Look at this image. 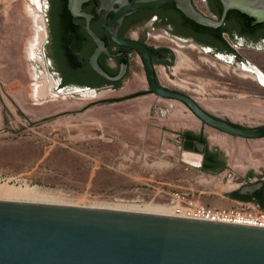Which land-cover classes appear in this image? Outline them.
Returning <instances> with one entry per match:
<instances>
[{
    "label": "rangeland",
    "instance_id": "1",
    "mask_svg": "<svg viewBox=\"0 0 264 264\" xmlns=\"http://www.w3.org/2000/svg\"><path fill=\"white\" fill-rule=\"evenodd\" d=\"M45 3L0 0V180L36 185L50 200L74 205L152 203L168 209L178 197L182 205L191 200L209 207L248 205L250 201L229 193L264 176V137L223 132L203 123L180 100L156 96L147 90L139 56L118 89L95 96L52 90L44 95L42 86L36 85L41 64L31 50ZM146 31L140 27L132 35L170 44L187 57V65L179 66L177 57L170 68L157 67L162 84L198 101L228 103L238 110L237 116L226 108H205L238 125L264 124V83L246 66L249 72L241 71L239 60L230 63L193 42H175L163 25H150ZM237 49L264 75V51ZM140 92L145 93L131 96ZM143 98L148 100L140 102ZM200 127L212 147L224 153L226 165L217 173L203 170L199 154L182 146L181 133Z\"/></svg>",
    "mask_w": 264,
    "mask_h": 264
},
{
    "label": "water",
    "instance_id": "2",
    "mask_svg": "<svg viewBox=\"0 0 264 264\" xmlns=\"http://www.w3.org/2000/svg\"><path fill=\"white\" fill-rule=\"evenodd\" d=\"M86 1L69 0V10L74 16L87 18V30L97 43L91 57L94 69L108 79H117L98 62L99 54L107 48L90 27L91 15L81 11ZM220 1L221 18L205 14L193 0H100V10L106 11L104 25L110 39L134 49L144 60L152 93L180 100L203 123L223 132L261 138L264 124L236 125L211 113L187 93L161 85L146 44L122 39L117 34L126 16L170 3H175L189 19L210 27L222 25L233 9L264 21V0ZM110 10L115 14L108 24L106 17ZM247 65L262 82L260 78L264 75L260 70ZM107 89L87 86L72 92L95 96ZM201 150L202 145L198 146V151ZM263 185V181L248 183L236 190L252 193ZM0 264H264V226L176 214L0 199Z\"/></svg>",
    "mask_w": 264,
    "mask_h": 264
},
{
    "label": "flooded vegetation",
    "instance_id": "3",
    "mask_svg": "<svg viewBox=\"0 0 264 264\" xmlns=\"http://www.w3.org/2000/svg\"><path fill=\"white\" fill-rule=\"evenodd\" d=\"M64 2L68 12L63 8ZM68 3L69 0H46V9L42 12L43 15L40 13V17L37 19L40 29L38 30L37 41L32 46L31 50L33 51L31 54L34 55L35 59L38 58L41 64V72L37 75L40 82L36 85L40 84L42 86L41 91L44 95H47L50 90H52V93L59 94V92L72 91L76 88L90 87L88 83L98 78L102 82L96 88H120L132 74L133 60L139 56V54L129 46L118 44L110 39L107 28L104 25L103 15L106 11L103 9L100 10V0H88L84 2L81 11L91 15L90 27L102 40H104L107 48V51H102L99 54L98 62L111 77L118 78L108 79L101 75L94 69L91 63V57L97 48V43L87 30V18L81 15L74 16L69 10ZM210 4L218 10L222 8L223 13V4L220 0H211L210 2L208 0V5L211 10ZM39 6L41 8L44 7L42 3ZM117 6L118 5H115V7ZM211 12L217 18H221L222 16L219 17L212 10ZM136 13L137 12L128 15L123 19L118 27L117 34L122 39H136L146 44L151 54L156 73L157 67L159 66L166 69L170 68L175 63L177 57L179 59L180 51L170 44L152 43L146 36H133L132 32L140 27H143V30L146 31V28L150 25H163L165 27V33L175 42H193L202 48L204 52L230 63L239 60L241 71L244 73L249 72L246 71L244 67L247 63L240 55L237 47L264 51V21H258L254 17V20L251 22L252 27L249 30L243 29L241 23H239L234 16L232 17L230 26L232 27L234 38H231L230 34L227 35L233 41L232 46L235 52H225L217 50L214 43L209 41L212 36H207L206 41L199 39L194 33L192 34V32H190V27L185 25L176 16L169 15L163 18L161 12L150 11V9L143 10V12L137 15ZM114 14V10H110L107 13L106 18L108 24L111 22ZM140 15H142V18L137 19ZM227 16L222 25L214 28L223 26ZM237 24H239V26ZM117 25L118 24H116V26ZM146 34H148L147 31ZM43 38H45V41L43 42L44 46L42 49L41 44ZM35 46L38 47L39 50L37 49L36 51ZM139 57L141 58V56ZM141 60L146 72L145 62L142 58ZM157 80L161 85L165 86L161 83L158 73ZM165 87L169 88L168 86ZM147 90L151 92L149 85ZM188 131H193L197 135H201L198 139L193 140L192 143L194 148H187L186 146L188 145V139L185 133ZM188 131L186 130L181 133L182 146L185 149L188 151L194 150V152H200L203 156V161L205 157H209L212 161H226L223 151L218 147H212L204 130ZM199 144L202 145L201 151H198V146H201ZM259 181L264 182V176L250 183ZM262 193H264V185L252 193L244 192L239 193V195L250 196L261 195Z\"/></svg>",
    "mask_w": 264,
    "mask_h": 264
},
{
    "label": "trees",
    "instance_id": "4",
    "mask_svg": "<svg viewBox=\"0 0 264 264\" xmlns=\"http://www.w3.org/2000/svg\"><path fill=\"white\" fill-rule=\"evenodd\" d=\"M211 0H209L210 2ZM211 6V10L216 13L219 17L222 15V8H220V10L216 9L215 7L212 6V4H210ZM64 10L68 12L67 8H66V4L64 2ZM150 11H158L161 12V16L163 18L170 16H176L178 17L185 25H188L190 27V32H192V34L194 33L199 39L201 40H207L206 37L207 36H212L209 41L212 43H214V45L216 46L217 50L219 51H225V52H235L234 47L232 46L231 41L227 38V34H230L231 38H234V35L232 33V27L230 26V22L232 17L234 16V18H236V20L241 23V26L243 29L249 30L252 27L251 22L254 20L253 17L240 12L239 10L233 9L230 10L228 13V16L225 20V24L219 28H214V27H210V26H205V25H201L191 19H189L184 13H182L176 6L175 3H170L168 5H165L164 7L158 8V9H150ZM142 11H138L136 13L140 14ZM149 15V14H148ZM142 18V15H140L139 17H137V19ZM239 26V24H237ZM102 81L98 78V79H93L91 80V82L88 83V85L90 87H98V85L101 83ZM145 92H140V93H136L133 94L131 96H137L139 94H143ZM110 100V99H108ZM186 138L188 139V145L187 148H194L193 146V140L198 139L199 137H201V135H197L196 133H194L193 131H188L187 133H185ZM226 163L225 162H221V161H212L211 159H209V157H205L203 164H202V168L205 171L208 172H212V173H217L219 171H221L222 169H224ZM229 195L234 198V199H239V200H244V201H251V202H255L257 204H259L263 209H264V193H262L261 195H250V196H243V195H239V190H234L232 192L229 193Z\"/></svg>",
    "mask_w": 264,
    "mask_h": 264
},
{
    "label": "bare ground",
    "instance_id": "5",
    "mask_svg": "<svg viewBox=\"0 0 264 264\" xmlns=\"http://www.w3.org/2000/svg\"><path fill=\"white\" fill-rule=\"evenodd\" d=\"M186 59H187L186 55L183 52L180 51L179 52V64L178 65L179 66L185 65L186 64ZM245 66H246L247 69L251 70L249 68L250 66L249 67H248V65H245ZM251 75H253V77H256L257 79L259 78V77H257V74H254L253 71H252ZM260 79L262 81L261 83H264V78L261 77ZM145 100H148V99L143 98V100H141L140 102L145 101ZM199 102L201 104H203V106L206 107V108L212 109V108L217 106L218 108L222 107L223 110L226 108V110L228 112L231 111L232 112L231 114L234 115V116H237L239 114V112H237L238 110H235V109L232 110V108H230L231 105H229L228 103H220L219 102L217 104V103H213V101H210V100L204 99V98L200 99ZM181 104H182V107H186L187 106V105H185L183 103H181ZM146 105H147V103H146ZM181 111H179L178 109L175 110V112H177L178 114H180V113L183 114V112H181ZM180 117H182V116L180 115ZM192 119H194V118H192ZM194 122H196V121H194ZM201 155L202 154H199L200 158H201ZM47 196L48 195H45L42 192V190L36 185H30L28 183H25V184L12 183L11 180H8V179L5 180V181L0 180V199L19 200V201H33V202H45V203H60V204L74 205V204H70V203L57 202L56 200L54 202V201L50 200V198L47 197ZM81 206H85V205H81ZM91 207L114 208V209H123V210H131V211H142V212H151V213H160V214H174L173 208L164 209L163 207H161L159 205L152 204V203L144 205V207H128V206L127 207H124V206L123 207H121V206L117 207V206H100V205L99 206L91 205Z\"/></svg>",
    "mask_w": 264,
    "mask_h": 264
},
{
    "label": "built area",
    "instance_id": "6",
    "mask_svg": "<svg viewBox=\"0 0 264 264\" xmlns=\"http://www.w3.org/2000/svg\"><path fill=\"white\" fill-rule=\"evenodd\" d=\"M193 2L199 10L215 17L209 8L208 0H193ZM181 202L179 197L172 201L176 215L264 226V209L255 202L250 201L248 205L229 208L209 207L193 200L186 205H182Z\"/></svg>",
    "mask_w": 264,
    "mask_h": 264
},
{
    "label": "crops",
    "instance_id": "7",
    "mask_svg": "<svg viewBox=\"0 0 264 264\" xmlns=\"http://www.w3.org/2000/svg\"><path fill=\"white\" fill-rule=\"evenodd\" d=\"M196 131H200V130H202V128L200 127L199 129H195Z\"/></svg>",
    "mask_w": 264,
    "mask_h": 264
}]
</instances>
